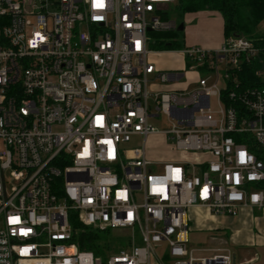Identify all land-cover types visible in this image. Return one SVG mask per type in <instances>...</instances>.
Wrapping results in <instances>:
<instances>
[{
	"label": "built area",
	"instance_id": "built-area-1",
	"mask_svg": "<svg viewBox=\"0 0 264 264\" xmlns=\"http://www.w3.org/2000/svg\"><path fill=\"white\" fill-rule=\"evenodd\" d=\"M176 2L0 0V264H241L228 250L197 256L188 211L264 210V160L248 145L264 151V90L240 91L236 75L259 47L241 36L171 49L202 76L156 89L186 78L150 58L149 33L178 26L165 18ZM158 112L170 128L152 123ZM156 135L179 156L151 157ZM73 213L118 250H81Z\"/></svg>",
	"mask_w": 264,
	"mask_h": 264
},
{
	"label": "trees",
	"instance_id": "trees-1",
	"mask_svg": "<svg viewBox=\"0 0 264 264\" xmlns=\"http://www.w3.org/2000/svg\"><path fill=\"white\" fill-rule=\"evenodd\" d=\"M174 8L183 12L217 11L224 19L225 39L243 36L252 40L259 47V52L250 62L245 61L236 72L238 87L240 91L249 88L264 90V32L258 31L259 24L264 20V0H177L171 7ZM166 17L168 18V15ZM163 46L170 50L179 48H173L174 42H163ZM184 46L185 43L182 48ZM224 99L227 104L233 102L225 95ZM235 105L241 109L239 103ZM248 145L258 158L264 160V151L258 149L254 143ZM261 187L264 188V182ZM70 224L73 232L72 242L77 243L81 250L92 251L104 260L110 252L118 250L120 240L110 230L103 231L87 226L75 213L70 217Z\"/></svg>",
	"mask_w": 264,
	"mask_h": 264
},
{
	"label": "crops",
	"instance_id": "crops-1",
	"mask_svg": "<svg viewBox=\"0 0 264 264\" xmlns=\"http://www.w3.org/2000/svg\"><path fill=\"white\" fill-rule=\"evenodd\" d=\"M198 23H200V26L202 24L209 26V33L192 32L191 27ZM184 30H187L189 33V43H185V46L199 45L214 50L220 48L225 41L224 19L221 13L217 11L200 10L193 12L185 20ZM170 51L174 52L175 50ZM186 63L187 61L182 55L181 67L174 70L187 69ZM197 79L191 83L195 85ZM189 82L188 80L185 85H181L180 87H188L190 85ZM166 152L168 153V151ZM154 158L166 160L170 157L165 154V151H161V154L156 155ZM188 213L190 228L192 226L193 228H204L206 230L216 231V234L212 238L218 239L223 245L218 248H210L212 251L217 249L228 250L232 253L237 263H255L261 258L262 264H264L263 209L244 205L241 206L236 216H230L213 214L208 208L203 206H192L189 208ZM225 244H231V247Z\"/></svg>",
	"mask_w": 264,
	"mask_h": 264
},
{
	"label": "rangeland",
	"instance_id": "rangeland-1",
	"mask_svg": "<svg viewBox=\"0 0 264 264\" xmlns=\"http://www.w3.org/2000/svg\"><path fill=\"white\" fill-rule=\"evenodd\" d=\"M193 12H183L179 9H171L168 12V19L174 20L177 25L180 23H185V20H187L188 16L191 15ZM192 32H202V33H209L210 28L209 26H200V23L193 25L191 27ZM258 31L263 33L264 32V20L259 24ZM196 35V34H195ZM150 42H149V48L153 50L150 58L152 62L161 68L162 70L166 71H174V69H178L181 67V60H182V54H180L177 51H170V49H165L163 46V42H174L173 48H182L184 43H189V33L187 30H184L183 32L176 29L172 30H164L160 32H150L149 33ZM177 48V49H179ZM183 66V65H182ZM184 69V68H183ZM186 70V78L181 80L180 82H163L160 78H155L154 81L151 83H154V86L156 89H163V88H179L181 85H185L188 80L190 81L188 85L189 88H192L194 85L191 83L195 79H197L200 74L197 71L194 70ZM213 105H215V97L211 98ZM151 106H153V100H150ZM160 116L154 117L151 119L152 123L160 130H166L170 128V125L167 121V118L162 115L160 112H158ZM162 136L156 135L151 136L148 139L147 142V151L150 156L155 157L156 155L161 154V151H165V154L169 157L172 155L179 156L178 153H176L175 150L169 149L167 146H164L162 144ZM144 138L136 136L132 139L130 146H135L136 144L142 142ZM168 151V153L166 152ZM116 233V232H115ZM216 234V231L206 230L204 228H193L191 226L189 230V243L188 247L190 249H194L195 254L197 256H204V255H210L213 251L210 248H218L222 246V242H219L218 239L212 238L213 235ZM219 234V233H218ZM142 245V243H139ZM228 247H231V244H225ZM260 251V250H259ZM114 252V251H112ZM157 253L160 258L166 259L168 257L167 252V245L165 243L161 244L160 247L157 248ZM262 259H258L255 263L250 264H262ZM166 264H173L171 260L166 261Z\"/></svg>",
	"mask_w": 264,
	"mask_h": 264
},
{
	"label": "water",
	"instance_id": "water-1",
	"mask_svg": "<svg viewBox=\"0 0 264 264\" xmlns=\"http://www.w3.org/2000/svg\"><path fill=\"white\" fill-rule=\"evenodd\" d=\"M177 29L178 30H183L184 29V23H180L178 26H177Z\"/></svg>",
	"mask_w": 264,
	"mask_h": 264
}]
</instances>
